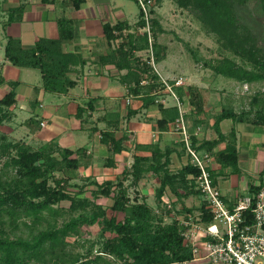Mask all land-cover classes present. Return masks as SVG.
<instances>
[{"label": "trees", "instance_id": "16d2710c", "mask_svg": "<svg viewBox=\"0 0 264 264\" xmlns=\"http://www.w3.org/2000/svg\"><path fill=\"white\" fill-rule=\"evenodd\" d=\"M82 1L71 0V3L77 8ZM159 1L155 0V3ZM174 1L179 7L187 9L217 43L219 55L214 58H201L191 49L196 61H201L213 73L240 83L264 81V41L260 32L261 24H264V0ZM23 8L24 3L10 7L7 21L20 19ZM138 12V20L133 27L123 20L102 24L108 42L120 38L114 47L102 55V62L113 63L118 69L126 68L120 77L122 82L127 84L128 92L140 94L142 105L146 106L154 103L157 94L164 89L159 74L150 63L151 58L156 63L165 56L164 45L157 41L158 33L164 29L158 18L152 15L150 54L146 32H138V28L144 24L141 11ZM56 23L57 37H38L28 48L22 47L19 38L8 36L3 46V56L13 65L37 69L41 87L59 94L76 83L69 72L74 66L82 65L84 59L77 50L68 51L63 47L64 43L78 36L74 20L61 15L56 18ZM143 49L148 51L147 56L135 53ZM143 79L146 80L144 84L141 82ZM4 82H7L8 89L0 97V125L10 118L9 108L15 101L18 80L6 81L0 74V85ZM169 82L173 84L174 80ZM173 88L179 99L187 96L193 107V120L202 121L198 117L204 111L200 87L189 83ZM157 104L162 108V103ZM86 107L92 108L89 101ZM86 107H77L78 118H81ZM169 108L173 111L169 120H174L178 115L177 108L175 105ZM224 118L263 126L264 89L254 91L246 105L238 110L231 106L221 107L212 123L215 131L213 138L197 141L190 136L194 148L210 152L220 167L231 166L237 171L236 131L233 127L226 133L221 131L219 122ZM30 120L33 118L28 117L25 121ZM166 121L165 118L158 119V126L161 127L162 122ZM101 138L109 141L110 150L114 153L123 148L126 137L115 138L110 131L101 130ZM221 142H224V146L213 151ZM138 147L152 148L151 154L134 155L130 167L123 169L115 179L97 183L80 177L95 186L89 191L90 199L87 195H81L83 183L76 191L68 189L72 178L70 172H74L79 164L78 158L73 156L77 151L58 147L53 140L34 147L0 130V264H183L192 260V248L183 239L181 231L184 227L180 219L171 215L165 205L154 208L142 196L140 200L137 195L130 197L128 188L137 185L140 178L150 172L157 177L158 184L153 192L157 205L163 203L162 197L169 190L176 197L171 203H180V209L175 212L191 214L192 208L184 205L183 198L190 194L201 195L195 184L198 169L187 162L172 171L169 169L167 151L160 150L156 144ZM209 171L215 182L216 172L212 168ZM55 172H62V175L56 176ZM263 176L264 165L258 173L260 182H250L249 192L256 193L262 188ZM100 195L110 197L111 204L104 206L98 202L96 198ZM63 200L68 201L67 209L70 211L82 212L57 225L58 215L66 210L59 204ZM88 207L91 211L85 212ZM196 208L202 213V221H211L212 215L203 198ZM247 216L251 220L249 212ZM43 223L44 227L41 226ZM94 223L99 229L98 238L90 241L82 252L68 249L67 237L78 234L83 224ZM19 226L21 230L22 227L26 228V235L13 233Z\"/></svg>", "mask_w": 264, "mask_h": 264}, {"label": "crops", "instance_id": "0c3cea01", "mask_svg": "<svg viewBox=\"0 0 264 264\" xmlns=\"http://www.w3.org/2000/svg\"><path fill=\"white\" fill-rule=\"evenodd\" d=\"M20 3H24L21 18L8 22L7 10ZM138 14V11L137 13L133 12L131 7L123 0H83L77 8L73 7L71 0H51L49 2H43L42 0H2V4H0V27L3 36H5L4 43L8 36L15 37L20 39L22 47L28 48L34 44L38 37H57L56 18L63 15L74 20L78 33L76 39L64 43L63 47L68 51L77 50L84 62L82 65L74 66V69L69 72L76 83L69 87L66 92L57 94L45 91L41 87L40 74L37 80L31 79L28 69L34 68L13 65L3 56L0 59V69H2L3 77L6 81L18 80L15 87V101L9 108L10 118L7 120H11V123L14 122L12 120L15 118L17 108L25 106L29 115L18 122L24 133H27V139L12 136L14 126L8 123L7 125L3 123L0 126L8 128L9 133L7 134L10 137L24 140L34 147L39 146L42 142L53 140L58 147H66L77 151L73 156L78 158L77 169L80 171L81 177L95 180L97 183L115 179L123 169L130 167L134 155L148 156L151 154L152 148H141L138 145L156 144L160 150L167 151L169 169L172 171L187 163L188 155L184 150L180 133L173 128L174 120H169V116L173 112L169 107L175 105L177 113L179 108L183 111L186 127L190 135L194 136L197 141L215 136L212 123L221 108L214 110L213 104L204 95V111L198 115L202 118V121L195 122L193 120L195 116L191 112L193 107L188 102L186 95L183 96V99L178 98L180 101V107H178L173 99L169 100V93L165 92V89H161L155 98H165V102H160L162 103V108H160L156 101L143 106L140 94L134 95L127 91V84L122 82L120 78L126 72V68L118 69L113 63L102 62V55L120 40V38H116L108 42L104 37L102 24L123 20L133 27L138 20ZM153 14L159 20L158 15L161 12L154 9ZM159 22L161 21L159 20ZM161 44L164 45L166 56L167 45ZM135 53L145 57L148 51L143 49L135 51ZM163 71L165 75H159L160 78H165L168 81L176 78L182 79L180 75L168 79L167 76L171 70L163 68ZM183 82L185 83V81ZM174 86L184 87L185 84ZM0 88L2 89L1 97L8 89L7 82L0 85ZM200 89L204 91V88ZM88 101L92 106L91 109L86 107ZM78 106L86 107L81 118L76 116ZM231 107L235 109L234 105ZM28 117H32L33 120L26 122L25 120ZM160 118L167 120L162 122L161 127L158 126L157 122ZM226 119L229 118L222 119L219 126L223 133L228 132L232 127L235 129L238 160H245L250 154L253 155L252 158H255L258 152V144L255 143L254 149L246 147L249 138L263 135V126L256 127L247 122L230 121L227 123V127L224 128L223 124ZM101 130L110 131L115 138L125 136L126 138L122 144L123 148L119 152L113 153L110 150L109 141L106 138H101ZM242 135L243 137H241ZM241 140L242 142H240ZM88 143L91 146H88ZM241 145L246 147L241 148ZM259 145H264V140ZM223 146L224 142H221L213 148V151ZM94 151L98 155L97 159L90 156ZM246 160L250 159L247 158ZM210 165L216 172L215 182L222 193L224 201L228 204L233 203L238 195L245 194L248 191L250 182H260L258 174H253L247 180H240L238 187L243 189L242 191L231 190V187H237L236 184L229 183L225 179L220 182L218 179L221 170L226 169L227 166L220 167L215 159ZM239 171H241L240 166H238L237 171L231 169V173ZM152 175V181L157 185V177L149 172L144 175L145 177L140 178L137 183L138 186H144ZM262 184V187H264V177ZM165 196L167 200H170L168 205L171 206V202L176 197L169 190L166 191L162 199ZM198 196L201 198L198 199ZM201 199V195L190 194L183 198V203L185 206L192 208L191 214H195L198 211L196 206L199 205L200 202L198 203V201H201ZM98 202L101 203V201ZM178 204L180 203L178 202ZM178 209H180V205L177 206L176 210ZM170 214L180 219L184 213H176L174 209H170ZM202 259L205 258L193 262L199 264ZM205 260L207 261V259Z\"/></svg>", "mask_w": 264, "mask_h": 264}, {"label": "rangeland", "instance_id": "374dc122", "mask_svg": "<svg viewBox=\"0 0 264 264\" xmlns=\"http://www.w3.org/2000/svg\"><path fill=\"white\" fill-rule=\"evenodd\" d=\"M126 4H128L129 7L133 10V12L137 13L139 10V7L135 0H123ZM161 3L156 2L153 6V9L159 10L161 14L158 15L159 20L161 21L162 28L164 29L161 33H158L157 39L161 43H164L167 45V51L166 56L157 64H155L157 73L159 75H162L164 73L163 68L170 69V73L168 74L169 77L180 75L182 76V84H188V83H195L198 87L204 88L201 93L202 95L206 96L209 101L213 104L214 110H217L221 107H227V106H235V109H239L242 106L246 105V102L248 100V97L256 90H263L264 89V81H258L253 83H240L237 82L231 78H227L220 74H215L211 69L208 67H205L201 61L198 62L194 59L193 53H195L197 56L201 58H214L219 55L217 43L214 39V37L207 32H205L200 24V22L194 18V16L185 8L179 7L174 0H160ZM159 1V2H160ZM0 4H2V0H0ZM152 15L153 12H152ZM261 37L264 41V24H261L260 28ZM4 38L3 31L0 27V59L3 57V44H4ZM194 51L193 53L191 52ZM227 52V51H226ZM30 71L31 79L37 80L39 77L38 71L35 69H28ZM0 74H2V69H0ZM165 79V78H164ZM167 82H169L167 79H165ZM185 81V83L183 82ZM2 92V89L0 88V94ZM170 95V94H169ZM168 95V96H169ZM219 96V97H218ZM169 100H172V97L170 95ZM211 107V109L213 110ZM29 115L27 109L25 106H21L20 108H17L15 118H13L11 123V120H5L3 123H7L9 125L14 126V131L12 133V136L18 137L21 139H27V133H24L23 128L20 127V124L18 121H20L22 118ZM231 120L226 119L224 121V128L227 127V123H229ZM5 125V124H4ZM252 125V124H251ZM261 127V126H256ZM264 128V125H263ZM0 130H4V132H8V128L1 127ZM10 136V135H9ZM243 137V135L241 136ZM240 137V139H241ZM264 133L263 135H259V137H251L249 138V142L247 143L248 146L241 145V148L246 147L249 148L255 146V143L258 144V152L255 158H252L253 155L250 154L247 158L250 160H243L239 159L237 165L241 167V171L239 172H233L231 173V166H227L226 169H222L219 180L220 182L222 180H227L229 183H234L237 187H231V190H239L242 191L240 187H238V184L241 179L247 180L250 178L253 174H258V171L262 169L264 165V145H259L260 142H262L264 139ZM242 142V140L240 141ZM238 141V143H240ZM45 142L40 143L39 145L44 144ZM246 144V143H245ZM88 146H91L90 143H88ZM260 147V149H259ZM241 150V149H240ZM252 153V151H250ZM94 159L98 158V155L96 154V151L93 152V154L90 155ZM252 156V157H251ZM101 165V163H100ZM261 168V169H260ZM71 180L68 185V189L71 191H76L77 188L80 186V184H84L83 186V193L81 195H87L92 199L91 194L89 191L93 189L95 186L94 184L90 183L88 180H82L80 171L76 169L74 172H70ZM54 175L61 176L62 172H55ZM145 177V176H144ZM264 177V176H263ZM153 175L150 176V179L144 184V186H138L137 185H131L128 188L130 197H133L137 195L138 199L140 200V196L144 197V199L152 205L154 208L162 207L165 205V207L169 209H177V206L180 204H170V200H167L166 196L163 198V203L157 205V201L154 198L153 192L155 188V183L152 181ZM129 179L125 180V183L128 182ZM72 183H77L76 185H73ZM234 188V189H233ZM201 197L198 196V199ZM97 201H101V203L105 206H108L111 204L112 200L109 197L104 196H98L96 198ZM198 201V200H197ZM200 200L198 201V203ZM193 204V202H191ZM63 207H66V210H63L60 215L57 217V225H60L63 221L68 220L72 216H77L79 212H82L81 210H74L70 211L68 208V201H61L59 203ZM194 205V204H193ZM91 211L90 207L85 209V212ZM108 213H111L108 210ZM172 213V211H171ZM174 214V213H173ZM167 218V217H166ZM167 220V219H166ZM21 226V225H20ZM18 227V229L13 230V233L22 235L27 234L26 228ZM41 226H45L43 223ZM98 227L94 224H83L80 228V232L78 234H73L67 237L68 242V249L71 251H84L90 244V241L95 240L98 238ZM13 233H10V235H14ZM95 245L94 247H96ZM188 264H198L194 263L193 261H190ZM199 264H209L205 259L200 260Z\"/></svg>", "mask_w": 264, "mask_h": 264}, {"label": "built area", "instance_id": "2783aa9c", "mask_svg": "<svg viewBox=\"0 0 264 264\" xmlns=\"http://www.w3.org/2000/svg\"><path fill=\"white\" fill-rule=\"evenodd\" d=\"M142 13L144 24L138 32H146L151 54V8L155 0H135ZM150 63L156 70L151 58ZM165 92L167 91L176 105L180 101L173 90L174 85H181L180 78L171 84L161 78ZM143 79L141 82H145ZM156 102H165V98H157ZM173 128L180 133L184 150L188 155V162L198 169L195 177L196 187L199 189L205 205L212 219L209 222L201 220V211L186 214L180 218L184 229L181 231L184 241L192 248L193 259H207L209 264H264V187L258 192L238 195L235 201L228 204L214 182L209 168L213 161L210 152L194 148L190 132L188 131L183 111L179 108L178 115L173 121ZM251 214V220L248 218ZM185 261L183 264H188Z\"/></svg>", "mask_w": 264, "mask_h": 264}]
</instances>
